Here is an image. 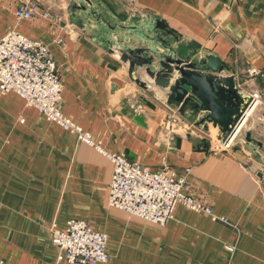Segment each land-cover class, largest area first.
I'll use <instances>...</instances> for the list:
<instances>
[{
	"label": "crops",
	"instance_id": "crops-1",
	"mask_svg": "<svg viewBox=\"0 0 264 264\" xmlns=\"http://www.w3.org/2000/svg\"><path fill=\"white\" fill-rule=\"evenodd\" d=\"M35 1L39 10L17 21L23 0H0V37L14 29L48 46L63 87L61 111L94 145L25 107L17 93L0 92V264H52L50 226L62 229L71 218L107 235L103 264H264V147L214 153L200 131L172 136L162 128V104L139 107L144 124L136 123L122 109L138 89L73 19L72 0ZM102 1L118 17L158 15L218 55L248 91L262 94L251 130L264 143V0ZM95 145L154 171L166 165L185 173L184 192L227 222L182 203L165 225L108 206L112 163Z\"/></svg>",
	"mask_w": 264,
	"mask_h": 264
},
{
	"label": "built area",
	"instance_id": "built-area-1",
	"mask_svg": "<svg viewBox=\"0 0 264 264\" xmlns=\"http://www.w3.org/2000/svg\"><path fill=\"white\" fill-rule=\"evenodd\" d=\"M38 10L35 0H23L15 8L14 16L17 21L29 19ZM43 15L49 16V13L44 12ZM56 42L64 43L61 37H57ZM248 73L254 75L258 71L252 69ZM62 89L55 60L45 43L14 29L0 37V92L17 93L22 97L25 107L37 109L46 119L77 133L78 140L94 145L89 133L61 111ZM251 95L256 103L262 99L258 92ZM166 108L162 128L172 136L192 134L194 128L207 135L209 148L214 153L229 150L243 142V133L241 139L237 140L236 132L225 140L213 138L211 132L199 130L179 113ZM95 146L112 163L108 206L144 221L165 225L173 217L175 205L182 203L188 209L208 214L213 220L227 222L225 217L215 215L208 204L184 192L185 173H178L166 165L154 171L139 162L128 160L124 153L107 152ZM50 231L56 249L52 264H103L109 259L107 235L93 229L84 219L71 218L62 229L53 223Z\"/></svg>",
	"mask_w": 264,
	"mask_h": 264
},
{
	"label": "water",
	"instance_id": "water-1",
	"mask_svg": "<svg viewBox=\"0 0 264 264\" xmlns=\"http://www.w3.org/2000/svg\"><path fill=\"white\" fill-rule=\"evenodd\" d=\"M69 10L79 27L90 30L93 39L123 67L127 81L138 89L131 104L122 109L136 123L144 124L139 107L155 111L162 104L201 131L211 127L225 140L254 109L255 99L239 87L222 59L202 52L199 42L169 26L162 17L137 12L118 17L102 0H72ZM243 143L261 150L264 147L252 136L250 127L244 129Z\"/></svg>",
	"mask_w": 264,
	"mask_h": 264
},
{
	"label": "rangeland",
	"instance_id": "rangeland-1",
	"mask_svg": "<svg viewBox=\"0 0 264 264\" xmlns=\"http://www.w3.org/2000/svg\"><path fill=\"white\" fill-rule=\"evenodd\" d=\"M252 69H254V68H250V69H248V71H249V70H252ZM254 70H256V69H254ZM237 82H238L239 87L242 88V89H244L246 92H249V93H251V94L254 93V92H252V91H248L249 86L246 85L244 82H242V80H237ZM260 94H261V93H260ZM261 95H262V94H261ZM260 100H261V99H260ZM259 103H260V101L256 103V105L254 106V108H255L257 105H259ZM253 110H254V109H253ZM253 110L250 112L249 117L246 119V121L244 122V124L239 128L238 131H236V138H237V140H240V139H241V137H242L241 135H242V133H244V129H245V128L250 127V129H252V127H253V121H254V120L252 121V119L254 118V112H253ZM192 129H193L192 133H194V132L197 131V130H195L194 128H192ZM210 129H212V128L210 127ZM207 132H211L213 138H214V137L219 138L217 135H215V132H212V131H210V130H208ZM203 135L205 136L206 134H203ZM242 144H243V142H241L240 145H242Z\"/></svg>",
	"mask_w": 264,
	"mask_h": 264
}]
</instances>
